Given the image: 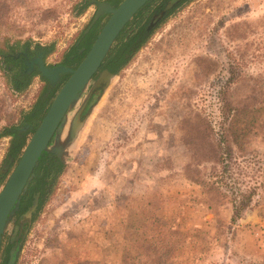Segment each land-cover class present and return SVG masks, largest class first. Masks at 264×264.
Returning a JSON list of instances; mask_svg holds the SVG:
<instances>
[{
    "label": "rangeland",
    "instance_id": "1",
    "mask_svg": "<svg viewBox=\"0 0 264 264\" xmlns=\"http://www.w3.org/2000/svg\"><path fill=\"white\" fill-rule=\"evenodd\" d=\"M93 1L0 0V56L40 44L50 46L49 64L77 65L108 18L93 22ZM159 1L130 21L102 68L116 62L121 44ZM86 29L78 54L81 44H75ZM5 67L0 59V132L37 126L34 105L43 82L30 79L15 90ZM101 72L69 120L83 110ZM226 101L260 111L240 115V128L250 121L254 127L240 145L220 143L221 163L205 151L219 140ZM89 106L50 183L41 166L27 186L23 197L28 192L31 204L40 190L42 204L14 264H264V0L178 4ZM21 133L26 144L31 133ZM10 143V136H0V189L19 158L9 156ZM27 199L16 217L30 206ZM234 199L248 207L232 224ZM13 232L10 222L0 264L8 262Z\"/></svg>",
    "mask_w": 264,
    "mask_h": 264
},
{
    "label": "water",
    "instance_id": "2",
    "mask_svg": "<svg viewBox=\"0 0 264 264\" xmlns=\"http://www.w3.org/2000/svg\"><path fill=\"white\" fill-rule=\"evenodd\" d=\"M151 0H121L112 7L108 3L93 1L96 11L93 22L102 15H108L88 51L74 68L57 65L46 67L41 57L31 63L36 65L39 75L47 80L49 87L54 88L61 76L68 75V78L61 85L58 92L52 99L47 110L43 114L37 126L25 124L23 130L28 129L31 133L28 141L16 161L13 169L8 174L0 189V246L5 233L10 224V218L18 210L20 201L24 196L27 185L34 176L40 158L46 154L49 158H56L60 163H65L69 148L73 146L80 131L82 130L90 112L86 114L82 121L79 120L81 109L70 120L68 114L70 110L79 102L87 86L105 60L107 54L117 40L120 33L133 17ZM31 63L25 60V64L32 67ZM113 78L107 71H102L99 78L93 83L92 90L103 85L106 89ZM69 120V121H68ZM38 206V195L33 196V200L25 213L21 216V224L25 220H30ZM21 225L14 228L10 237V243H15L9 252L7 264H14L20 244L17 243V232L21 231Z\"/></svg>",
    "mask_w": 264,
    "mask_h": 264
},
{
    "label": "trees",
    "instance_id": "3",
    "mask_svg": "<svg viewBox=\"0 0 264 264\" xmlns=\"http://www.w3.org/2000/svg\"><path fill=\"white\" fill-rule=\"evenodd\" d=\"M151 1H154V0H151ZM148 5H149V3H147L143 8H141L139 10V12L133 17V19H135L136 17L141 15ZM129 23L124 28V30L120 33V37L118 36V38H117L118 42H121L122 36L127 31ZM144 29H145V23L142 24L141 26H139L138 30L133 34V36L130 37V39H128L125 43L121 44L122 48H124V51L121 52V50H122V48H121L120 51L116 53L117 54L116 55L117 57L115 59L116 62L114 63V66L111 68L112 72L116 73L119 70V68L124 64V62L127 60V58H125V55L131 54V52L129 51V48L131 47L132 42L135 40L134 36L136 33L141 35V39H140V42L137 43V45L134 49H138L148 39L151 32L145 34ZM118 45H119V43H118ZM75 48L76 47H74V49ZM116 48H118V47L116 46L115 49L111 48V51H109V53L107 54L104 61L107 60L110 52L112 54V52H114V50H116ZM87 49H89V47ZM87 49H86V51H88ZM11 53H12V48H8L7 50H4L1 53V55L3 57L1 59L3 61V64L6 66L4 69H6L8 67V69L10 70L7 72V69H6V73L10 78L11 87L15 90H22V89L26 88L30 79L25 80L22 84L19 83V81L21 79H18L17 72H14V71L11 72V69H13L17 65V62L12 57L9 56V54H11ZM229 85H230V83L228 84V87H229ZM48 89H51V88L50 87L48 88L47 85H44L42 87L39 95L37 96V102L34 105V108L38 112V121L41 119L42 115L47 110L49 103H50V100L52 99L53 94L55 92V89H52L51 91H49ZM225 107H226L225 108L226 115L222 117V119H223L222 124L218 128L219 130L217 132L219 134V135H217V136H219L218 137L219 140L217 142L213 138L212 142L209 141L208 142V148L205 151L208 155H211V156L213 155L214 157L218 158V160L220 159L219 162H221V163H222V161L225 160L224 155L226 153H223V147L220 146V143H225L226 147H228V142L233 143L235 145H240V141H241L242 137L246 135V132L252 131V129L254 127L252 122L250 121V122H247L246 124H244L242 128H240V126H239L240 115L245 113V114H248L249 116L254 117L255 114H257L260 111L259 107L250 108V107H239L238 105L233 106L229 101L225 102ZM209 130H210V128H209ZM2 135H7V136L11 137V143H10V147L8 150V154H9V156L16 158L15 160H17V158L19 157V155L21 153V150L23 149V147L25 145V143H24L25 134L20 133L18 128L12 127L9 131H7V129L2 130L0 132V136H2ZM213 135H216V133H214ZM217 155H219V156L217 157ZM48 159H51V158H49L46 154H44L43 157L40 158L39 164L35 168V171L39 167L42 166L44 168L45 172L47 173V176H48V166L45 165V163L48 161ZM52 159H54V157H52ZM57 167H58L57 171H59V169L61 168V165L58 164ZM226 169H227V167L225 165H222V174L223 175L227 173ZM28 185H29V183H28ZM27 195L29 196L28 192H27L26 196L23 197L22 199L23 200L27 199ZM30 200H31V197L26 200L28 205L30 204ZM231 203H232L233 214H232L230 221L232 224H234L235 221L238 219L239 214L248 207V204H247V202H241V203H239V206H238V203L235 201V199ZM41 204L42 203L39 202L38 209L36 210L35 214L32 215L31 219L24 221V223H23V226L25 225L24 229L21 230V234L17 240L19 242V244H22L23 237H24L25 233L27 232L30 224L35 221L36 214L40 210ZM24 210H25V207H23L22 203H21L20 213L23 212Z\"/></svg>",
    "mask_w": 264,
    "mask_h": 264
},
{
    "label": "flooded vegetation",
    "instance_id": "4",
    "mask_svg": "<svg viewBox=\"0 0 264 264\" xmlns=\"http://www.w3.org/2000/svg\"><path fill=\"white\" fill-rule=\"evenodd\" d=\"M186 1L188 0H160L158 3H157V6L152 10V14L150 15V17L148 18V22L145 24V29H144V33H149L151 32L155 27L156 25L164 20L168 15L169 13L173 10V8H175L178 4H183L185 3ZM152 2V1H151ZM149 2V4L151 3ZM102 3H108L109 5H111L112 7H116L118 4H116L115 0H102ZM170 3V4H169ZM169 4V5H168ZM103 16H108V15H102L100 18H102ZM92 22V21H91ZM90 22V23H91ZM89 30L87 31L84 30L83 34L78 38L77 42H76V46L81 44V48L78 50V54L79 52H82L83 49H85V45H86V37L87 35L89 36ZM135 40L132 42L131 44V47L129 48V51L132 53L134 52L136 49H134L137 45L138 42H140V39H141V35L139 34H135L134 36ZM50 50V46H45V45H40V44H33V45H29V44H23L19 50H17L15 53H11L9 54L10 57H12L16 62H17V65L13 68V71L14 72H17V75H18V79H21L19 81L20 84H22L25 80H29V79H38V80H41L43 82L44 85H47L48 88H49V84L47 82V80H45L44 78H42L39 73L37 72L36 70V65L34 63H31L33 60L37 59L38 57H41L42 60L44 61V65L46 67H53V66H57V65H63L65 67H69L71 69H74L77 65L73 66V65H70V64H67L65 63L64 61H60L56 64H49L46 59H47V54ZM111 50V49H110ZM87 52V51H86ZM86 54V53H85ZM128 54L125 55V58H128ZM75 55L74 54H71L70 55V58L71 59H74ZM3 58L2 56H0V59ZM83 58V57H82ZM25 60L28 62V63H31L32 67H29L28 65L25 64ZM81 61V60H80ZM103 64H104V61L99 69V71H107L108 73H110L111 75H115L114 72L111 71V68L113 67L112 65H114V63H111V67H106V68H102L103 67ZM109 65V64H108ZM12 71V70H11ZM12 71V72H13ZM97 75V74H96ZM96 75L93 77L96 78ZM68 78V75H63L61 76L58 84L54 87V88H51V89H48L49 91H51L52 89H55L56 90V93L58 92L59 88L61 87V85L65 82V80ZM102 87L103 85H101L100 87L96 88V89H93L91 90V93L89 95V99L87 100L86 102V105L85 107L83 108V110L81 111L80 113V116H79V120L82 121L83 117L88 114V112L90 111V101L97 95L98 92H101L102 91ZM58 88V89H57ZM56 95V94H55ZM43 157V156H42ZM41 157V158H42ZM52 160V161H51ZM39 164V163H38ZM59 162L56 158L54 159H48V161L45 163V165L48 166V177L44 180L46 183H50V180L54 174V172L57 170V166H58ZM38 166V165H37ZM35 172L34 171V175H35ZM34 178V176L32 177ZM32 180V179H31ZM28 186V185H27ZM49 186V184H47L45 187L47 188ZM44 187V188H45ZM27 190V189H26ZM39 195H38V206H39V202H40V190H37V192ZM35 193V194H36ZM42 199V198H41ZM20 204H21V201H20ZM19 204V206H20ZM37 206V207H38ZM16 213V212H15ZM15 213L14 215L10 218V222L12 223L13 225V228H15L16 226H20L21 230L24 229V226H23V223L21 224V216L22 215H19V216H15ZM20 234H21V231H20ZM19 234V231L17 232V239L18 237L20 236ZM17 243L19 244V242L17 241ZM15 243L13 242L12 243V247H15L14 246ZM1 247V246H0Z\"/></svg>",
    "mask_w": 264,
    "mask_h": 264
},
{
    "label": "crops",
    "instance_id": "5",
    "mask_svg": "<svg viewBox=\"0 0 264 264\" xmlns=\"http://www.w3.org/2000/svg\"><path fill=\"white\" fill-rule=\"evenodd\" d=\"M225 207H226V206H225ZM239 234H240V230L237 229V235H239ZM254 235H258L257 232H255ZM259 237H261L260 240L263 239L261 235H260ZM256 239H257V238H256ZM240 241H241V239H240L238 236H236V242H240Z\"/></svg>",
    "mask_w": 264,
    "mask_h": 264
}]
</instances>
